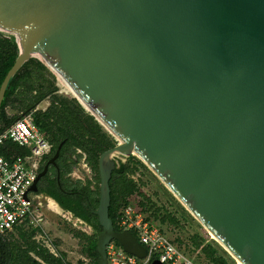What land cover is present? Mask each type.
<instances>
[{
	"label": "water",
	"instance_id": "1",
	"mask_svg": "<svg viewBox=\"0 0 264 264\" xmlns=\"http://www.w3.org/2000/svg\"><path fill=\"white\" fill-rule=\"evenodd\" d=\"M0 31L19 43L0 104L35 57L116 140L98 158V264L112 239L146 254L108 215L115 155L138 157L236 264H264V0H0Z\"/></svg>",
	"mask_w": 264,
	"mask_h": 264
},
{
	"label": "trees",
	"instance_id": "2",
	"mask_svg": "<svg viewBox=\"0 0 264 264\" xmlns=\"http://www.w3.org/2000/svg\"><path fill=\"white\" fill-rule=\"evenodd\" d=\"M18 54L19 43L17 38L12 34L0 31V85L8 70L14 64ZM5 87L0 104V133L17 118L32 112L33 122L50 143L53 151L63 142L60 148L61 152L65 148H72L73 150L79 149L82 154H85L86 161L95 175L97 186L99 181V155L115 145L116 140L114 137L74 97L58 93L55 76L35 57H30L24 61L14 75L11 76ZM45 99L49 100L48 106L45 109L36 108ZM81 153L77 157H81ZM0 154L7 160H13L18 156H29L31 153L27 146L6 139L0 145ZM141 169L149 170L135 155L127 157L126 161L117 168V175L113 181L109 182L110 204L108 215L112 220L114 229L119 230L117 220L121 209L131 203L129 196L137 194L135 196H137L136 201L137 205L140 206H138L140 210L148 212L149 218L153 216L151 218L157 223L160 230L167 234L163 228L164 223L177 226L179 220L173 212L163 206L157 207L150 196L139 191L140 187L137 181L134 180L133 175ZM67 170H70V168ZM61 182L66 184L67 179L61 177ZM168 192L176 200L173 194L170 191ZM52 195L59 201L61 207L70 211L74 217L80 218L88 224L96 225V218L92 219L93 215L88 210V205L83 199L78 198L74 201V206L71 201L62 200L54 193ZM176 202L184 213L191 216L178 200ZM93 205L95 206L96 203H93ZM197 223L200 224L199 222ZM34 231V228L27 230L22 226L14 227V230L6 234L12 236L14 232H18L23 243L16 242L12 246H7L0 240V251H7L12 264H67L64 253L56 256L46 247L39 245L33 240L30 233H34ZM74 236L79 237L80 252L88 259V261L79 260L76 264H98L95 239L81 232H74ZM180 238L176 236L173 239L180 246H184ZM192 240L193 242L191 243L196 249L200 247L208 263L234 264L235 260L216 241L209 240L205 242L206 240L198 233L192 235ZM184 248L186 247L184 246ZM29 252H33L34 255ZM195 260L198 262L197 259Z\"/></svg>",
	"mask_w": 264,
	"mask_h": 264
},
{
	"label": "built area",
	"instance_id": "3",
	"mask_svg": "<svg viewBox=\"0 0 264 264\" xmlns=\"http://www.w3.org/2000/svg\"><path fill=\"white\" fill-rule=\"evenodd\" d=\"M10 139L27 146L30 155L7 160L0 154V233L16 226L42 229L44 213L39 203L27 192L36 177L35 165L49 152L51 145L33 122L30 113L17 118L0 133V145ZM36 162V163H35ZM119 231H129L146 251L144 257L123 250L114 239L105 246L106 264H200L157 223L146 216L137 203L131 202L121 209L117 220Z\"/></svg>",
	"mask_w": 264,
	"mask_h": 264
},
{
	"label": "rangeland",
	"instance_id": "4",
	"mask_svg": "<svg viewBox=\"0 0 264 264\" xmlns=\"http://www.w3.org/2000/svg\"><path fill=\"white\" fill-rule=\"evenodd\" d=\"M56 83L58 85V93L68 97H73L72 94L65 89L63 84L57 78H56ZM48 104H49V100L45 99L41 103H39L36 106V108L45 109L48 106ZM30 114L32 115V112H30ZM133 178L135 181H137L140 187L139 191H142L146 195L150 196V198L152 199L153 202H155L157 207L160 206L165 207L169 211L173 212L178 218L179 221L177 226L169 223H164L163 228L167 232V234L172 239L176 236H179V238L181 237L180 239L182 240L184 246L186 247L185 250H187V252L191 256L197 259L199 263L210 264L208 263V260L205 258L204 254L202 253L200 247L196 249L193 243H191L193 242L192 235L195 233L200 234L206 240L205 242L209 241L210 239L188 217V215L181 210V208L174 202V200L169 196V194L166 191H164L163 187L152 177V175L148 172V170L141 169L136 171V173L133 175ZM93 179L96 185L95 176L93 177ZM66 184L68 185L70 183L67 181ZM77 185L80 184L78 183ZM135 195L137 194H133L129 196L130 202L137 203L136 201L137 196ZM143 213L146 216H149L148 212H143ZM45 214H46L45 217L47 222L44 224L42 229L34 228L35 230L34 233H30L31 236L39 241L45 240L44 243L45 246L43 245L42 246L46 247L47 249L49 248V251L50 248L52 247L51 253L53 252L56 255H62V253H64L63 255L65 256V261H67V264L68 263L76 264L77 261L82 259L88 261L85 255H83L80 252L81 245H80L79 237L74 236V232H81L88 235V233H90V229L87 226L77 221L75 222L68 221L61 215H56V214L49 215L48 211H46ZM151 217L153 218V216H150V218ZM16 235H18V232H14L12 236L16 237ZM35 258L38 260L36 256Z\"/></svg>",
	"mask_w": 264,
	"mask_h": 264
},
{
	"label": "flooded vegetation",
	"instance_id": "5",
	"mask_svg": "<svg viewBox=\"0 0 264 264\" xmlns=\"http://www.w3.org/2000/svg\"><path fill=\"white\" fill-rule=\"evenodd\" d=\"M61 143L62 146L63 142ZM55 151L56 149L53 151L51 147L49 152L43 155L42 157H40L35 165L36 176L41 172L45 171L44 174L41 175L38 181L36 182L37 191L35 192H39L42 195V197L46 199L45 201L46 203H48L49 199L52 200L55 206L57 207V211L59 212V214L62 217H64L66 220L73 222L77 221L87 226L90 229V233H88V235L91 238H94L96 241L97 235L101 231V226L98 222V217L93 213V209H96L99 201V181L96 186L95 181L93 179L95 175L94 173H92L91 169L89 168V165L86 163L85 154H82L79 149L73 150L72 148H65L63 152H61L60 149L58 156L54 160H51ZM79 153H81L82 155L81 158L77 157ZM127 157L129 156H121V155L113 156L114 168L111 171L109 182L114 180L115 176L117 175L116 173L117 168L120 166L121 163L126 161ZM68 168H70V170H67ZM61 177L66 178L70 184L68 185L65 183L63 184L61 182ZM78 183L80 185H77ZM52 193L56 194V196L62 200L65 201L67 200L68 202L71 201V204L74 206H75L74 201H76L78 198L83 199L86 205H88V210L93 215L92 219L94 220L96 218L95 219L96 225L94 226L92 224H88L82 219L74 217L70 211L64 210L61 207L59 201L56 198H54ZM93 203H96V205L94 206ZM45 219L46 217H44V220L41 223L42 227L47 222ZM32 239L35 240L37 243L42 242L40 244L45 246L44 245L45 240L39 241L36 240L34 237H32ZM0 240L3 243L7 244V246H12V244L14 245L16 242H23V240L19 237V235L13 237L6 233L3 234L0 233ZM51 251H52V247L50 248V252ZM29 253L33 255V252H29ZM56 256H60V255H56ZM7 257H8L7 251L5 252L0 251V264H12V262L9 259L10 255L8 258Z\"/></svg>",
	"mask_w": 264,
	"mask_h": 264
},
{
	"label": "crops",
	"instance_id": "6",
	"mask_svg": "<svg viewBox=\"0 0 264 264\" xmlns=\"http://www.w3.org/2000/svg\"><path fill=\"white\" fill-rule=\"evenodd\" d=\"M29 195L35 200V202H37V203H39L41 205V207L43 208L44 213H46V211H48L49 212V215L50 214L60 215L59 212L56 209H54L53 207H51L49 205L50 202H53L52 200L49 199L48 200V203H46L45 202L46 200L42 197V195L39 192L29 191ZM45 216H46V214H45Z\"/></svg>",
	"mask_w": 264,
	"mask_h": 264
},
{
	"label": "bare ground",
	"instance_id": "7",
	"mask_svg": "<svg viewBox=\"0 0 264 264\" xmlns=\"http://www.w3.org/2000/svg\"><path fill=\"white\" fill-rule=\"evenodd\" d=\"M62 84H63V86L65 87V89L69 92V93H71L72 95H74V93H73V91L71 90V88L69 87V86H66V84H64V82L61 80V79H58ZM81 101V100H80ZM81 103L85 106V104L81 101ZM86 107V109H87V111H90L89 110V108L87 107V106H85ZM49 205L51 206V207H53L54 209H56L57 210V207L55 206V204L53 203V202H50L49 203ZM61 208V207H60ZM236 264V263H235Z\"/></svg>",
	"mask_w": 264,
	"mask_h": 264
}]
</instances>
